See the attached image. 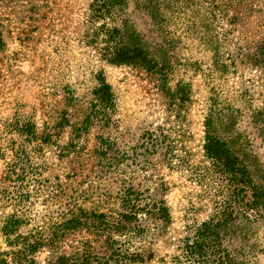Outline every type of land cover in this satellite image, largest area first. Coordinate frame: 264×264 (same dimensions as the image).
Returning <instances> with one entry per match:
<instances>
[{"label":"rangeland","instance_id":"obj_1","mask_svg":"<svg viewBox=\"0 0 264 264\" xmlns=\"http://www.w3.org/2000/svg\"><path fill=\"white\" fill-rule=\"evenodd\" d=\"M89 3L0 0V177L21 143L12 122L22 123L32 110L37 126L48 130L61 112L74 124L91 116L75 149L60 152L69 141L67 129H60L57 147L43 146L36 163L44 180L35 183L42 190L18 205L28 223L22 230L40 228L68 206L108 211L125 187L149 197L163 182L174 221L168 237L181 236L185 215L202 221L211 212L213 187L203 192L190 171L176 167L201 163L210 106L220 114L217 135L227 139L264 189V0H126L124 13L110 25L120 26L124 17L151 52L163 43L167 54L148 55L165 59V76L109 63L103 54L104 26L99 28L109 21L90 22ZM157 8L163 21L155 20ZM100 73L113 96L105 115L93 106ZM187 88L189 101L183 92L173 94ZM163 136V145H155ZM103 139L109 149L98 157L95 148ZM172 140L177 142L174 157L160 158L158 152ZM24 188L20 181L0 180V215L13 209L6 198ZM81 235L89 238L86 232L71 234L63 247ZM235 235L230 247L236 259L264 264V218L240 223ZM129 246L145 249V256L154 250L155 257L143 264H161L158 258L173 252L167 236L152 245V229L146 240L136 237ZM5 248L0 235V249ZM46 254L37 257V264H45Z\"/></svg>","mask_w":264,"mask_h":264},{"label":"trees","instance_id":"obj_2","mask_svg":"<svg viewBox=\"0 0 264 264\" xmlns=\"http://www.w3.org/2000/svg\"><path fill=\"white\" fill-rule=\"evenodd\" d=\"M125 6L126 0H90V22L99 19L109 21L99 27H105L107 45L103 48V54L109 55L106 60L116 65H135L165 76V59L160 62L157 57L148 55L167 54L163 43L157 44L151 52L124 17L120 26L110 25L124 13L122 10ZM147 12L152 20V9ZM153 13L156 21H163L159 8ZM1 43L0 38V48ZM97 79L99 85L94 88L96 101L93 106L96 112L105 115V108L113 101V96L110 85L101 73ZM189 89H175L173 94H177V90L183 92L189 101ZM219 116L215 108H208L200 144L201 163L176 166L190 171V179L200 185L203 192L209 191V186L213 187L211 212L202 221L192 215H185V224L180 231L182 235L172 241L168 235L174 231V221L164 198L167 187L163 182L152 188L149 197L143 191L125 187L114 196L118 201L108 211H88L82 207L73 210L68 206L66 211H56L57 215L48 217V221L40 228L22 230L28 223L18 205L42 190V185L36 187L35 183L44 180H39L41 173L37 171L39 167L36 163L43 146L49 144L57 147L60 129H67L69 141L60 148V152L68 153L75 149L81 135L91 124V116L86 114L79 124H74L61 112L54 126L48 130L37 126L32 110L27 112L22 123L12 122L21 143L14 152L16 158L7 163L8 167L0 180L20 181L25 188L23 193L12 192V197L6 198L10 199L13 209L0 215V235L6 246L0 249V264H37V257L45 252V264H143L151 256L152 259L155 257L154 250L145 256V249L130 250L129 244L136 237L146 240L151 229L152 245L158 238L167 236L173 248V252L158 258L161 264H244L236 259L230 246L240 223H248L256 216L264 218V189L254 182L246 163L231 148L227 139L217 135L214 125ZM163 142L165 136L154 144L161 143L162 146ZM175 144L177 142L172 140L164 151L158 152L159 157L171 161L177 149ZM109 145L110 142L103 139L95 148V155L105 156ZM170 145L169 151H166ZM146 198L148 200L141 201ZM80 232H86L89 238L81 235L83 239L65 249V239Z\"/></svg>","mask_w":264,"mask_h":264}]
</instances>
